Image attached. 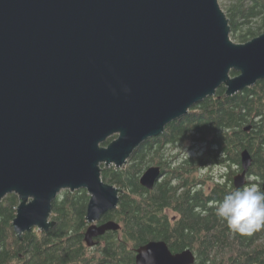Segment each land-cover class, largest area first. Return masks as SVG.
Here are the masks:
<instances>
[{"label":"water","instance_id":"water-1","mask_svg":"<svg viewBox=\"0 0 264 264\" xmlns=\"http://www.w3.org/2000/svg\"><path fill=\"white\" fill-rule=\"evenodd\" d=\"M230 31L219 0H0V202L19 200L16 237L54 228L64 190L89 196L86 247L119 230L99 224L123 192L102 165L122 168L221 87L231 97L264 81V33L234 43ZM240 164L234 190L248 184L249 151ZM160 176L152 166L139 181L151 191ZM134 252L135 264L196 260L162 240Z\"/></svg>","mask_w":264,"mask_h":264},{"label":"trees","instance_id":"trees-1","mask_svg":"<svg viewBox=\"0 0 264 264\" xmlns=\"http://www.w3.org/2000/svg\"><path fill=\"white\" fill-rule=\"evenodd\" d=\"M228 11L235 41L246 43L261 35L256 30L264 28V0H231ZM225 91L221 87L213 98L204 99L187 116L166 126L163 135L139 146L127 166L102 165V180L123 192L115 211L104 214L99 223L112 220L120 229L105 232L92 248L84 242L89 202L85 190L60 193L51 208L56 226L49 231L34 228L21 236L22 241L12 226L19 200L14 194L3 198L0 264H135L134 250L155 240L167 243L173 253L190 249L196 256L194 264H264V229L241 235L215 215L218 202L235 191L232 175L241 172L242 150L252 157L248 178L255 177L262 188L264 81L231 97ZM189 141L201 146L203 154L186 153L171 162L179 155L166 146L179 152ZM152 165L166 167L168 180L148 191L139 179ZM208 167L223 169L226 181L208 174L201 177ZM210 181L213 184L207 189Z\"/></svg>","mask_w":264,"mask_h":264},{"label":"clouds","instance_id":"clouds-1","mask_svg":"<svg viewBox=\"0 0 264 264\" xmlns=\"http://www.w3.org/2000/svg\"><path fill=\"white\" fill-rule=\"evenodd\" d=\"M187 153L192 155L188 151ZM202 154L203 148L198 155ZM215 215L241 235L251 236L261 231L264 229V189L257 183L237 188L218 202Z\"/></svg>","mask_w":264,"mask_h":264},{"label":"rangeland","instance_id":"rangeland-1","mask_svg":"<svg viewBox=\"0 0 264 264\" xmlns=\"http://www.w3.org/2000/svg\"><path fill=\"white\" fill-rule=\"evenodd\" d=\"M230 4H231V0H219V6H220L221 10L224 11V13H225L227 18H228V14H229L228 7H229ZM257 32L264 33V28L259 30V31L256 30V33ZM258 36H260V35H258ZM230 37H231V39H232V41L234 43L237 42L232 37V34H230ZM201 148L202 147L199 146L197 143H193V142L189 141V142L185 143L184 148H182L181 151H179V152L178 151L177 152L173 151L172 153L174 154V156L179 155V157H180V156L185 155L187 153V151L192 153V154H195V152L200 151ZM167 150H169V148H167ZM127 165H128V163L125 166H127ZM207 174L210 175L212 178H217L218 180L222 179L223 181H226V177H224L226 172L223 169L219 168V167H216V168L208 167L203 172V174H201V177H204L205 175L207 176ZM236 174H237V172L234 173L232 175V177L235 176ZM248 181H249L248 184L257 183V180L255 179V177L254 178H248ZM212 184H213V182L210 181L209 182V186H211ZM170 215H172V214H170ZM51 220H52V217H51Z\"/></svg>","mask_w":264,"mask_h":264},{"label":"flooded vegetation","instance_id":"flooded-vegetation-1","mask_svg":"<svg viewBox=\"0 0 264 264\" xmlns=\"http://www.w3.org/2000/svg\"><path fill=\"white\" fill-rule=\"evenodd\" d=\"M171 147V148H170ZM169 147V149H173L174 151H175V147L174 146H170ZM168 148V146H166V149ZM179 158V156H177L176 158H174V159H172V161L171 162H173V163H175L177 160H179L178 159ZM152 166H157V165H152ZM151 166V167H152ZM158 167H160V169H161V176H160V178L158 179L159 181L154 185V187L157 185V184H159V183H163V182H165L166 180H168L167 179V174H166V167L164 168L163 167V165H158ZM149 168V167H148ZM209 187L210 186H207V189H209ZM194 189H196V186L195 187H191V189L190 190H192V191H194ZM153 190V189H152ZM149 191V190H148ZM179 192L180 191H182V188H179V190H178ZM167 213V212H166ZM100 224V223H99ZM97 243V241H96V239H95V244Z\"/></svg>","mask_w":264,"mask_h":264}]
</instances>
